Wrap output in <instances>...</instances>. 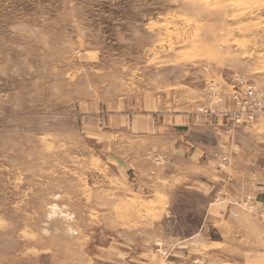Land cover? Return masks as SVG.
Listing matches in <instances>:
<instances>
[{
    "label": "rangeland",
    "instance_id": "1",
    "mask_svg": "<svg viewBox=\"0 0 264 264\" xmlns=\"http://www.w3.org/2000/svg\"><path fill=\"white\" fill-rule=\"evenodd\" d=\"M0 264H264V0H0Z\"/></svg>",
    "mask_w": 264,
    "mask_h": 264
}]
</instances>
